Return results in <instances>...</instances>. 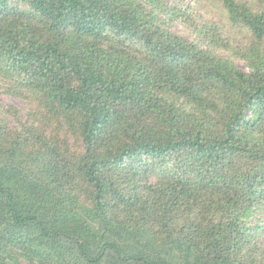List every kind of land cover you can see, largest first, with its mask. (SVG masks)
Here are the masks:
<instances>
[{
  "label": "trees",
  "instance_id": "16d2710c",
  "mask_svg": "<svg viewBox=\"0 0 264 264\" xmlns=\"http://www.w3.org/2000/svg\"><path fill=\"white\" fill-rule=\"evenodd\" d=\"M182 1L0 0V264H264V0Z\"/></svg>",
  "mask_w": 264,
  "mask_h": 264
},
{
  "label": "rangeland",
  "instance_id": "374dc122",
  "mask_svg": "<svg viewBox=\"0 0 264 264\" xmlns=\"http://www.w3.org/2000/svg\"><path fill=\"white\" fill-rule=\"evenodd\" d=\"M249 2L256 10L261 8V0H243ZM185 4H193L191 0H184ZM184 9V8H183ZM191 21L189 23L177 22L174 25V30L180 35L194 40L197 36L195 32V26L206 27L209 25H217L224 28L226 38L229 37L231 41L237 46H245L252 42L251 36L246 30L236 28L229 23L227 19L226 11L220 6H215L211 1H200L198 5L194 7V10L190 13ZM194 24L192 26L191 24ZM238 67L242 70H246V64L243 61L235 60ZM6 86L4 80L0 79V106L4 107H15L20 112V116L26 118L29 113L34 112L38 109L35 102L27 99H21L14 97L6 93H2L3 87ZM1 108V107H0ZM2 109V108H1ZM75 146V144H73Z\"/></svg>",
  "mask_w": 264,
  "mask_h": 264
}]
</instances>
